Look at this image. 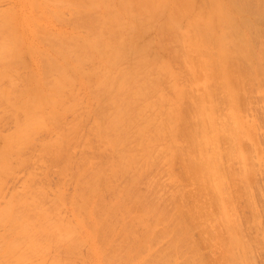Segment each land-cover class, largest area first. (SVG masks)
<instances>
[{
  "label": "bare ground",
  "instance_id": "bare-ground-1",
  "mask_svg": "<svg viewBox=\"0 0 264 264\" xmlns=\"http://www.w3.org/2000/svg\"><path fill=\"white\" fill-rule=\"evenodd\" d=\"M16 1L0 9V124L12 122L6 135L0 129V200L13 165H24L33 153L37 164L47 160L42 167L52 163L61 178L69 176L64 180L73 192L67 198L59 182L53 195L48 178L40 186L34 172L27 173L21 192L10 191L0 207V264L47 258L72 264L80 247H87L91 264H255L264 235L256 229L260 215L246 201V178L261 164L241 133L240 106L248 88L263 89L264 0ZM234 160L242 164L236 174ZM162 162V173L176 184L188 181L189 187L179 182L187 192L175 183L171 191L189 196L192 208L183 205L186 195L174 193L176 199L169 192L176 211L165 204L172 212L165 213L166 191L149 186L150 170ZM140 181L156 191H148L154 198ZM232 187L237 200L246 197L247 214L257 217L247 215L252 219L242 224L231 209ZM66 200L72 218L64 219ZM193 227L199 229L195 242ZM200 247L205 255L219 249L216 261L214 252L203 258Z\"/></svg>",
  "mask_w": 264,
  "mask_h": 264
},
{
  "label": "rangeland",
  "instance_id": "rangeland-1",
  "mask_svg": "<svg viewBox=\"0 0 264 264\" xmlns=\"http://www.w3.org/2000/svg\"><path fill=\"white\" fill-rule=\"evenodd\" d=\"M1 1H2V2H1ZM1 1H0V9H2V8H3V9H6V8H9V7H13V6L15 7L16 4H17V1H16V0H15V2H14V0H1ZM11 4H12L13 6H11ZM53 26H54V25H53ZM56 26L58 27V25H55V26L52 27V28H56ZM262 26H264V24H263ZM66 27L68 28V26H66ZM149 35H151V33H150ZM149 35L146 36V34H145V35H143L142 37H143V39H144L145 37H150ZM141 39H142V38H141ZM261 87H263V89L260 88L258 91H255V92H254V91L252 92L253 89L256 90L254 87H253V88H248L249 93L251 92V95L249 94L251 97H250V96H247V95H248L247 93L245 94L246 96H243V97H244V99L247 97V98H249V99H251V100L249 101V99H248V100L245 99V100L247 101V103L243 100V103H246V105L243 104V105L240 106V107L244 106V107H242V109L245 110L244 112L242 111L243 113H241V115H242V125H243V129L241 130V133H244V134H243V135L245 136V139H244V140L246 141V138H247L248 143L251 142V144L253 145V146H249V149H250V151H253V150H254L252 153L255 152L254 155H255V159H256V164H259V165L261 164L260 166H258V165L256 166V167L259 168V169H257V172H258V173L255 172V171L253 170L254 167H252L253 169L251 168V170H253L255 173H257L256 176H252V178H249V176H248L249 174L247 175L248 178H246V182H248V181L250 182V181H251L250 184L248 183L250 193H249V194L247 193V194H248L247 197H249V199H250V196H251V197H252V201H251V199H250V200L247 199L246 201H247V202H251V203H253L250 207L253 206V207L255 208V210H253V212L256 211L257 214L260 215V216L257 217L254 213H253L254 216L251 215L252 213L250 214V216H249V214H247V213H250V211H252V210L249 211V209H246V208L249 206L248 203L245 201L246 197H245V199H243L244 197H242V195H241V196H240V199H238V200H239V201H238V200L236 199V197L238 198V196H234V195H233L234 192H235V191H234L235 188L238 189L237 187H235L234 189H233V187H232V188H231L232 190H230V193H229L230 196H231V194L233 195V196H231V197H232V198H231V201H232V208H231V209H233V211H234V210H235V211L237 210V211L240 212V213H238V212L236 211V212L238 213L237 215H239L238 217H240L241 222H242V220H243V222H244L246 219H247L248 221H250L252 218L250 219L249 217H252V216H253V217L256 216V217H257V218H255L256 220L259 218V219H258V220H259V221H258V225H257V227H256V229L259 231V232H258V231L256 230V231L259 233L258 235H260L261 233H262V235H264V234H263V233H264V109L262 108L263 106H261V105H264V84H263ZM78 90H79V91H82V94L84 95L82 88H81V89L79 88ZM250 90H251V91H250ZM262 90H263V91H262ZM261 91L263 92V96H260V95H259V94H262ZM257 92H258V94H257ZM253 94H254V96H253ZM80 95H81V93H80ZM256 95L258 96V98L260 97V99H257V98H256V97H257ZM255 96H256V97H255ZM83 97H84V96H83ZM252 97H253V98H252ZM252 101H253V102H252ZM248 102H250V103H248ZM251 102H252V103H251ZM256 103H257V104H256ZM251 104H252V105H251ZM247 105H248V106H247ZM256 105H257V106H256ZM82 106L85 107V108L87 107V105H84V104H83ZM247 107H248V108H247ZM255 107H256V109H254ZM244 108H245V109H244ZM238 109L240 110L241 108H238ZM257 109H258V110H257ZM246 110H247V111H246ZM240 112H241V110H240ZM80 113H83V112L80 111ZM3 115H4V113H3ZM3 115H2V113H0V118H2ZM68 117H69V116H67V118H68ZM67 118H66V119H67ZM69 118H70V120L73 119L72 117H69ZM69 118L67 119L68 121H70ZM71 118H72V119H71ZM243 118H244V119H243ZM66 119H65L64 122L67 124L68 121L66 122ZM83 121L85 122V120H83ZM83 121H82V122H83ZM64 122H62V125H63ZM70 122H71V121H70ZM65 123H64V124H65ZM86 123H88V122L86 121L83 125H82V123H81V125H82L83 127H85V126L87 125ZM7 124H10L11 127H12V122H9L8 120H6V121H4L2 124H0V129L3 128V129H2L3 132L0 130V131L3 133V135L5 134V132H7V131L9 132V130H10V128H9L10 125H7ZM85 124H86V125H85ZM88 124H89V123H88ZM248 124H249V125H248ZM68 125H69V124H68ZM68 125H66V126H68ZM6 126H7V127H6ZM66 126L64 125V127H66ZM1 127H2V128H1ZM5 127H6V128H5ZM80 127H81V126H80ZM87 127H88V125H87ZM87 127H86V128H87ZM255 127H256V128H255ZM7 128H8V129H7ZM81 128H82V127H81ZM5 129H6L7 131H6ZM4 130H5V131H4ZM80 130H81V129H80ZM84 130H85V129H83V131H81V132L83 133ZM78 131H79V130H78ZM242 131H243V132H242ZM256 131H257V135L259 136V137H258V136H257V137H258L259 139H257V137H256ZM8 132H7V133H8ZM81 132L79 131L77 134H80ZM2 133H1V134H2ZM259 134H260V135H259ZM5 135H6V134H5ZM46 135H47V132H46ZM84 135H85V134H84ZM84 135H83V136H84ZM40 136H42V135H40ZM43 136H45V135H43ZM81 137H82V134H81ZM78 138H80V137H78ZM83 139H84V138H83ZM85 139H86V138H85ZM85 139H84V140H85ZM253 139H254V140H253ZM38 140H39V139H38ZM80 140L84 142V140H82V138H80ZM258 141H259V142H258ZM85 142H86V140H85ZM91 142L93 143V142H96V141H95V140H94V141L92 140ZM244 143H245V142H244ZM224 144H225V143H224ZM226 144H227V143H226ZM226 144H225V145H226ZM34 145H35V147L32 148V149H34L33 152L36 151V153L38 152V153L40 154V151H38V150H39V147H37L36 143H34ZM93 145H94V144H93ZM95 145H96V147H97V145H98L97 142L95 143ZM225 145H224V146H225ZM242 145H244V144H242ZM248 145H250V144H248ZM248 145H247V146H248ZM245 146H246V144H245ZM250 147H253V150H251ZM224 148H225V147H224ZM242 148H243V147H242ZM32 149H30V150H32ZM243 149H246V148H243ZM249 149H247V150L249 151ZM30 150H27V151H29L30 154H31L32 151H30ZM247 150H246V151H247ZM27 151H25V152L27 153ZM25 152H23V154H24ZM29 152H28V153H29ZM26 153H25L26 156L30 155V154H28V153H27V154H28V155H27ZM36 153H35V154H36ZM76 153H77V151H76ZM88 153H91V152H88ZM246 153H247V152H246ZM248 153H249V152H248ZM248 153H247V155H249V156L252 155V153H251V155H250V153H249V154H248ZM78 154H79V153H78ZM78 154H76V155H77L76 157H75V154H74V157H75V158H77V157L79 158ZM25 155H23V156H25ZM31 155H34V153L31 154ZM31 155L28 156L29 159H27V162H25L24 165H22V166L13 165V166H15V167H14V172H16V173H12V175L10 176V177H12V178L14 177L13 179L11 178V180H9L10 177H9V178L7 177L9 181H6V180H7V178H6V179H5V182H3L4 185H3L2 187H3L4 190H3V189H2V190H3V194L5 193V194H4L5 197H4V195H3V197H2L1 199H3V198L6 199V198H8V196H9L8 193H11V192H14V193H15V191H19V192H21L20 190H22V186L24 185V182H26L27 180L30 179L29 177H28V179H27V176H26L27 173L29 174V172H30V173H31V172H34V174L37 176V178H36V177L34 178V177H33V176H35L34 174H33L32 177H31V175H29L31 178H33L32 180L35 181L34 183H39V182L42 183V182L44 181L43 178H45V179L48 178V179H47V182L50 183V184H49L50 186L48 185V183H47L46 181H45L46 183L44 182V185H45V187L48 185V186H49V189L51 188L52 185H55V184L57 185L59 182H60L61 184L64 183L63 185H60V187L62 186V187L64 188V187L66 186V187H67L66 189L63 190V188H60V187H56V189L58 188V189L61 190V191H62V190H63V191L67 190V192L65 191L64 193H67L68 196H67V194H64V193H63V194H64L65 196H67V198H68V197H69V194L73 192V189L71 190V188H70V187H71V183H70L71 180L69 181V183H67L64 179L67 180V178H68L69 176L64 177V179L61 178L62 175L60 176L59 172H58V173L55 172V170L57 171V169H56V167L54 166V164L51 163V165L49 164V166L46 165L48 168L51 166V167H52L51 169H50V168L48 169V168H46V167H42V166L45 165V163L48 164L47 160H44V165L41 166L42 163L40 162L41 164H39V160H38V159H36V161L38 160V164L35 162V158H38V156L34 155V157H33V156H31ZM79 155H80V154H79ZM90 155H92V153H91ZM254 155H253V158H254ZM26 156H25V157H26ZM249 156H248V158H249ZM28 157H27V158H28ZM31 157H32V158H31ZM78 158H77V159H78ZM30 159H31L32 161L34 160L35 163H34V162L31 163V162H30V161H31ZM249 159H251V158H249ZM98 160H99V159H98ZM236 160H237V159H236ZM236 160H234V161H236ZM253 160H254V159H253ZM253 160L251 159V161H253ZM45 161H46V162H45ZM234 161H233V162H234ZM239 161H240V160H239ZM97 162H98V163H101V162H103V161H101V159H100V162H99V161H97ZM249 162H250V160H249ZM249 162H248V164H250ZM258 162H259V163H258ZM33 163H34V164H33ZM162 163H163V162H162ZM162 163H161V164H162ZM235 163H236V165L234 166V168H236V167L238 166L237 163H240V162H237V161H236V162H234V163H232V164H235ZM31 164H32V165H31ZM232 164H231V165H232ZM25 165H26V166H25ZM162 165L165 166V168H162V170H161L160 167H161ZM162 165L158 168V169H160L159 171H157L158 169L156 168V169H157V170H156L157 172H156V171H155V172H154V171H151V170L149 169L150 172H151V174H152V175H151V174L149 173V174L152 176V178H151V176H150L151 179L148 178L149 175H148V177H146V176H145V177H146V179H149V180L152 182V184H149V186L151 185V187H155L154 190L159 191L161 194H162L163 192L166 191V193H163L164 197H165V195H167V197H165V199H164V200H166V203H164L165 201L163 202V201L160 200V195H159V199H158V200H160V202L163 203V204L160 203V204L163 205V207H164V205L166 204V205L168 206V208H169L170 206L173 205V203H172V202L170 203V201H169V200L171 199L169 192L171 193V192H172L171 190H173V189L177 190V189H176V188H177L176 185H178V190L182 187L183 184H184L183 186H186V183H184V181H186V182H188V181H187V180L182 181L183 179L180 180L179 177H178V179H179L180 181H182L183 184H182V182H181V184H180V183H179V182H180L179 180H178L179 182H177V184H176V182H174V181H176V180L172 181V179L170 178V175H168L167 172H166L165 174L162 173V171L165 172L164 170L166 169V165H164V163H163ZM241 165H242V164L240 163L239 166L241 167ZM253 165H255V163H254ZM253 165H252V162H251L250 167L253 166ZM39 166L42 167V168H40ZM163 166H162V167H163ZM239 166H238V167H239ZM19 167H20V169H19ZM38 167H39V168H38ZM54 167H55V169H54ZM176 167H178V166L176 165ZM231 167H232V166H231ZM231 167H230V169H231L230 171H233L232 169H234V168H233V167L231 168ZM238 167H237V169L235 170V172L233 171L235 174H236L238 171L241 170V168L239 167V169H240V170H239ZM57 168H58V167H57ZM242 168H243V167H242ZM42 169H43V172L41 171ZM52 169H53V170H52ZM73 169H74V168H71V171H72ZM173 169H175V165H174V168H173ZM176 169H177V168H176ZM178 169H179V168H178ZM244 169H245V168H244ZM244 169H243V170H244ZM246 169H247V167H246ZM45 170H47V171H46L47 173L44 172ZM50 170H51L52 172H50ZM149 170H148V172H149ZM152 170H153V169H152ZM154 170H155V168H154ZM237 170H238V171H237ZM255 170H256V169H255ZM40 171H41L42 173H41ZM176 171H177V170H176ZM236 171H237V172H236ZM153 172H154V173H158V174L156 175V177H155V179L158 180V181H157L158 183L155 181V182H156V185H155V186H152V185L155 184V182L152 181L153 176H155V174H153ZM246 172H247V170H246ZM246 172H245V173H246ZM251 172H252V171H251ZM43 173H44V174H43ZM45 173H46V174H45ZM48 173H49L50 175H49ZM52 173H53V174H52ZM146 173H147V172H146ZM146 173H145V174H146ZM234 173H233V174H234ZM255 173H254V175H255ZM14 174H15L16 176H15ZM40 174H42V175H40ZM57 174L59 175V177H58ZM56 175H57V178H56ZM161 175H163V176L161 177ZM166 175H167L168 177H167ZM251 175H252V174H251ZM50 176H51V177H50ZM63 176H65V175H63ZM63 176H62V177H63ZM38 177L42 178L43 180H42V179H40V181L37 180ZM52 177L54 178V180H55V179H58L59 181L55 180V183H54V180H53ZM24 179H25V181H24ZM35 179H36V180H35ZM51 179H52V180H51ZM143 179H144V177H143ZM146 179H144L145 181L142 180L143 183L140 181V182H139V185L142 183V184H143V187H144V182H146ZM155 179H154V180H155ZM170 179H171V181L173 182V184H172L173 186L170 185L171 181H170V183H169V180H170ZM247 179H248V180H247ZM249 179H251V180H249ZM48 180H49V181H48ZM160 180H161V183H162V184L160 183ZM147 181H148V180H147ZM150 181H149V183H150ZM52 182H53V183H52ZM164 182H166V183H164ZM153 183H154V184H153ZM163 183H164V184H163ZM174 183H175L176 185H174ZM178 183H179V184H178ZM146 184H148V183H146ZM146 184H145V185H146ZM157 184H160L161 187H160L159 185H158V186H159L160 188L157 187ZM165 184H166V185H165ZM168 184H169V185H168ZM37 185H38V184H37ZM42 185H43V183H42L40 186H42ZM167 185H168V187H167ZM179 185H180V188H179ZM187 185H188V184H187ZM5 186H6V187H5ZM48 186L46 187L47 189H44V193L46 192V195L49 196L50 198H52L53 195H55L57 192H56V190H55V187L52 186V188H54V189L51 188V189L53 190L52 192L55 191L56 193H55V192H54V193H52V192L48 193V191H50V190L48 189ZM68 186H69V187H68ZM141 186H142V185H140V187H141ZM170 186H171V187H170ZM175 186H176V188H173V187H175ZM235 186H236V185H235ZM43 187H44V186H43ZM143 187H141V188L143 189ZM147 187H148V186H147ZM156 187H157V188H156ZM163 187H164V188H163ZM186 187H189V186H186ZM186 187H185V188H186ZM138 188H139V187H138ZM162 188H163V191H162ZM182 188H184V187H182ZM185 188H184V190H186V191L183 190V192H187V189H188V188H187V189H185ZM190 188H191V189H190ZM190 188H189V190H188L189 193L193 190V187H192V186H190ZM68 189H69V190H68ZM145 189H146V187H145ZM145 189H143V190H145ZM147 189H148V190H147ZM147 189H146L145 191H146V193L150 194V196H152L151 193H156V191L154 192L153 188H147ZM149 189H151V190H149ZM157 189H158V190H157ZM165 189H167V190H165ZM247 189H248V187H247ZM7 190H8L9 192H8ZM138 190H140V192L142 191L140 188H139ZM6 191H7V192H6ZM10 191H11V192H10ZM57 191H58V190H57ZM70 191H71V192H70ZM148 191H150L151 193H149ZM179 191H181V189H180ZM232 191H234V192L232 193ZM237 191H238V190H236V192H237ZM177 192H178V191H177ZM177 192L173 191V192H172V193H173V194H172V197L174 196V193H177ZM183 192L180 193V194H179V192H178L179 196H181V194H182V196H183V195H186V194H184ZM248 192H249V191H248ZM51 193H52L53 195H52ZM61 193H62V192H61ZM7 194H8V195H7ZM22 194H23V191H22ZM22 194H21V195H22ZM153 195H154V194H153ZM155 195H156L155 197H157L158 194H155ZM163 195H162V196H163ZM168 195H169V196H168ZM175 195H176V194H175ZM188 195H189V194H188ZM249 195H250V196H249ZM22 196H23V195H22ZM162 196H161V197H162ZM179 196H177V198L174 196V198L178 199ZM186 196H187V195H186ZM152 197H153V196H152ZM152 197H151V200L154 198V197H153V198H152ZM164 197H163V198H164ZM188 197H189V196H187V198H186L188 203H187L186 200H185V201H184L185 204L183 203V205L188 206V205L190 204L189 206H190V208H192L193 206H192L191 203L189 202V200H188L189 198H188ZM20 198H21V196H20ZM50 198H48V200H49ZM163 198H161V199H163ZM174 198H173V199H174ZM241 198H242V199H241ZM4 199L2 200V202H1V200H0V202H1V203H0V207H2V205H3L2 203H3ZM156 199H157V198H156ZM156 199H154V200L156 201ZM173 199H172V200H173ZM154 200H152V201H154ZM168 201H169L170 204L167 203ZM176 201H177L176 205L179 206V204L181 203V202H179L180 200H179V201H178V200H175V201H173V202L175 203ZM240 201H241V202H240ZM242 201H243L244 203H243ZM65 202H66L67 204H66ZM65 202H64L65 205H63V206L65 207V208L63 207V209H65V212H62V213L65 214V213L67 212V214H66L67 216H62V215H61V214H62L61 211H63L62 208H61L62 210L60 211V209H59V211H58L57 213H60L61 217L64 218V219H66L65 217H68V216H71V218H72V215L70 214V213H71V208H69V207H70V204H68L67 200H66ZM178 202H179V203H178ZM245 202L247 203V205H245V204H246ZM186 203H187V204H186ZM234 204H235V205H234ZM181 205H182V203H181ZM181 205H180V206H181ZM183 205H182V207H183ZM236 205H237V206H236ZM66 206H67V207H66ZM167 206L164 207V208H166V210L164 209V210H165V213H166V212H168V213L170 212V211H169L170 208L168 209ZM180 206H179V207H180ZM234 206H235L236 208H238V209H236V208L234 209ZM241 206H242V208H241ZM243 206H244V208H243ZM245 206H246V207H245ZM250 207H248V208H250ZM253 207H252V209H254ZM66 208L69 209V210H68L69 213H68V211H67ZM171 208H172L171 210L174 209V210L176 211V209H175L176 206L174 207V205H173ZM184 208H185V207H184ZM190 208H189V209H190ZM186 209H187V207H186ZM186 209H185V210H186ZM243 209H244V210H243ZM240 210H241V211H240ZM175 211H174V212H175ZM233 211H232V212H233ZM243 212H244V213H243ZM171 213H172V212H171ZM171 213H169V214L171 215ZM170 215H169V216H170ZM240 215H242V216H240ZM247 215L249 216L248 218H247ZM243 216H244V218H243ZM245 218H246V219H245ZM67 219H68V218H67ZM71 220H72V219H71ZM243 222H242V224H243ZM247 223H249V225H250V222H247ZM247 223H246V224H247ZM244 224H245V223H244ZM247 225H248V224H247ZM249 225H248V226H249ZM259 225H260V227L258 228ZM244 226H245V225H244ZM249 227H250V229L253 228V227H251V226H249ZM1 228H2V227H0V229H1ZM193 228H195V227H193ZM157 229H158V228H157ZM157 229H156V232H157ZM159 229H160V227H159ZM196 229H197V228L194 229V234H192V235L190 234V235H191V239H190L191 242H192V240L194 241V238H195V237L198 238V239L200 240V238L198 237L199 235L195 234V233H197V230H199V229H197V230H196ZM250 229H247L246 231L248 232ZM192 230H193V229H192ZM251 230H255V228H254V229H251ZM251 230H250V231H251ZM158 231H159V230H158ZM250 231L248 232V234L250 233ZM256 231H255V232H256ZM261 231H262V232H261ZM0 232H1V230H0ZM247 232H246V234H247ZM253 232H254V231H251V233H253ZM255 232H254V233H255ZM260 232H261V233H260ZM191 233H193V231H191ZM251 233H250V235H253V234H254V233H253V234H251ZM255 234H257V233H255ZM190 235H189V236H190ZM193 235H194V238H192ZM196 235H197V236H196ZM252 237H253V236H252ZM196 238H195V241L197 240ZM199 240H198V241H199ZM188 241H189V240H188ZM195 241H194V242H195ZM165 242H167V240L164 241V243H165ZM198 243H199V242H197V244H198ZM161 244H162V245H161ZM161 244H160L161 246L158 245V247H159V246L162 247V246H163V242H161ZM199 244H200V245H198V247L201 246V243H199ZM203 245H204V244H203ZM205 245H206V244H205ZM205 245H204V246H205ZM80 246H84V245H80ZM167 246H169V247H167ZM204 246H202V247H204ZM163 247H165V248H169V249H167V251H165V249L163 248V250L165 251V252H164L165 254H168L167 252H170V253L172 254L173 250H172V252H171L170 249H172V248L170 247L169 244L166 243V245H164ZM206 248H208V247H206ZM77 249H78V250H76L77 253H76V254L73 253V254L71 255V256H72V260H73V259H74V260L72 261L71 258L69 257L70 260H69L68 262L72 261V264H74V263H75V264H91V260H93V258H90V259L88 258V252L86 251V250H87V247L84 248V249H83L82 247L77 248ZM182 249H183V248H182ZM198 249H199V251H200L201 247L198 248ZM208 249H209V248H208ZM214 249H215V250H214ZM214 249H213L212 251H209V250H208V253H209V254H207L208 256L205 255L207 252L204 253V250H205V249H203L202 251H200V252H202V253L205 255L204 257H203V256H202V257H203V258H205V257H206V258L210 257V259H212V258L215 256V252H214V251H216L217 254L219 253V252H218L219 249H218V251L216 250L217 248H214ZM168 250H169V251H168ZM206 250H207V249H206ZM76 251H75V252H76ZM254 251H255V250H254ZM254 251L252 250V252H254ZM256 251H257V250H256ZM256 251H255V253H254V254H255L254 258H253V256H252L254 263H255V264H264V251L261 252L262 250H260V249H259L260 252H259V251L256 252ZM52 252H53V251H51V253H50L49 256H51ZM211 252H214V254L211 253ZM258 252H259V253H258ZM53 253H54V252H53ZM170 253H169V255H170ZM202 253H201V254H202ZM210 253L212 254L213 257H211ZM217 254H216V255H217ZM75 256H76V258H75ZM78 257H80V258H78ZM215 257H216V256H215ZM215 257H214V260H213V261H216V260H215ZM218 257H219V255H217V258H218ZM46 258H47V257H46ZM51 258H52V257H51ZM66 258H67V257H66ZM203 258H202V259H203ZM217 258H216V259H217ZM47 259H48V260H47ZM47 259L39 260V262H40L41 264H49V261H50L51 259H50V260H49V258H47ZM78 259H81V263L79 262L80 260H78ZM210 259H208V260H210ZM33 260H35V259H33ZM64 260H68V258H67V259H64ZM82 260H83V262H82ZM88 260H89V261H88ZM204 260H205V259H204ZM206 260H207V259H206ZM256 260H257V262H256ZM31 261H32V260H30V262H28L27 264H33V263H34L33 261H32V262H31ZM37 261H38V259H37ZM37 261H36V262H37ZM86 261H87V262H86ZM36 262H35V263H36ZM178 262H179V261H178ZM66 263H67V262H66ZM70 263H71V262H70ZM216 263H217V264H220V263H218V262H216ZM37 264H38V262H37ZM114 264H118V263H114ZM214 264H215V263H214Z\"/></svg>",
  "mask_w": 264,
  "mask_h": 264
}]
</instances>
